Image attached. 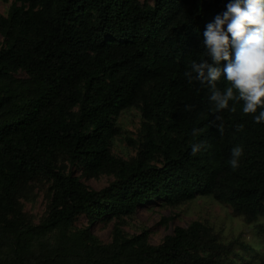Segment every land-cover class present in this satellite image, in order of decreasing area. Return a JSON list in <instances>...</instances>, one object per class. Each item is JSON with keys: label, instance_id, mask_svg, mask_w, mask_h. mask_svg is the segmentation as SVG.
<instances>
[{"label": "trees", "instance_id": "obj_1", "mask_svg": "<svg viewBox=\"0 0 264 264\" xmlns=\"http://www.w3.org/2000/svg\"><path fill=\"white\" fill-rule=\"evenodd\" d=\"M12 1L0 16V264H226L232 245L199 221L159 245L146 231L129 237L117 227L103 243L90 225L203 197L248 224L264 219V123L241 105L215 112L207 88L184 77L206 58L205 26L228 0ZM133 108L143 136L126 161L111 142L116 119ZM199 142L205 147L193 156ZM238 145L244 151L232 169ZM102 174L116 181L100 191L80 178ZM43 181L48 213L33 226L19 200ZM81 215L89 227L77 229ZM257 230L264 236V225Z\"/></svg>", "mask_w": 264, "mask_h": 264}, {"label": "rangeland", "instance_id": "obj_2", "mask_svg": "<svg viewBox=\"0 0 264 264\" xmlns=\"http://www.w3.org/2000/svg\"><path fill=\"white\" fill-rule=\"evenodd\" d=\"M12 4V0H0V16L7 17ZM0 43H3L1 34ZM142 124L143 119L138 109L133 108L119 115L116 119L119 135L111 142L113 155L126 161L137 157L143 136ZM75 173L80 175L79 170H75ZM80 178L85 185L96 191L116 181V176L111 174H102L91 179L82 176ZM28 186L23 194L25 197L19 200L18 209L23 215L24 223L38 226L48 213V184L43 181ZM194 221L210 227L218 236L220 244L232 245L233 251L227 255L226 264H257L264 257V236L257 230L259 225H264V219L248 224L235 216L228 205L217 203L211 198H197L177 208L165 207L156 202L149 203L139 207L131 217L96 221L90 225V229L103 243L111 240L116 227L129 237L146 231L149 242L159 245L165 236L172 234L175 227L187 228ZM75 227H89L86 216L81 215L76 220ZM0 245L3 244L0 242Z\"/></svg>", "mask_w": 264, "mask_h": 264}, {"label": "clouds", "instance_id": "obj_3", "mask_svg": "<svg viewBox=\"0 0 264 264\" xmlns=\"http://www.w3.org/2000/svg\"><path fill=\"white\" fill-rule=\"evenodd\" d=\"M202 45L206 58L193 60L185 70L188 83L207 88L215 112H234L241 105L255 123H264V0H228L225 10L205 26ZM222 78L227 82L223 89L217 83ZM241 127L237 125V130ZM218 129L222 131V125ZM199 132L192 129L193 136ZM204 147L202 142L193 143L191 154L196 156ZM243 151L239 145L231 149L232 169L240 166Z\"/></svg>", "mask_w": 264, "mask_h": 264}]
</instances>
